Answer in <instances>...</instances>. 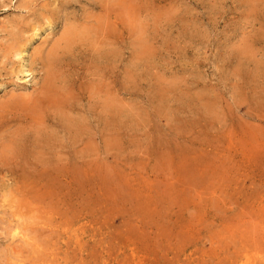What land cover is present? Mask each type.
Segmentation results:
<instances>
[{
	"label": "rangeland",
	"instance_id": "1",
	"mask_svg": "<svg viewBox=\"0 0 264 264\" xmlns=\"http://www.w3.org/2000/svg\"><path fill=\"white\" fill-rule=\"evenodd\" d=\"M0 264H264V0H0Z\"/></svg>",
	"mask_w": 264,
	"mask_h": 264
},
{
	"label": "bare ground",
	"instance_id": "2",
	"mask_svg": "<svg viewBox=\"0 0 264 264\" xmlns=\"http://www.w3.org/2000/svg\"><path fill=\"white\" fill-rule=\"evenodd\" d=\"M119 2H123V3H127L128 2V0H118ZM110 2V1H109ZM129 2H131V0H129ZM133 2H134V0H133ZM114 5V4H113ZM117 5V4H116ZM118 6V5H117ZM114 8H117V7H114ZM122 8V7H121ZM118 9V8H117ZM123 9V8H122ZM129 9H131V7H129ZM135 9V8H134ZM124 10V9H123ZM131 11V10H130ZM126 12V11H125ZM132 13V12H131ZM133 14V13H132ZM104 17V16H103ZM106 18V17H105ZM99 19V18H98ZM88 20H89V18H88ZM132 20V19H131ZM100 21V20H99ZM98 21V22H99ZM105 21V20H104ZM102 22V21H101ZM84 23V22H83ZM82 23V24H83ZM86 23V22H85ZM103 23V22H102ZM81 24V25H82ZM104 24V23H103ZM103 24H100L99 23V25L98 26H96V33H98V31L100 30L101 32H102V28H104V27H102V25ZM77 25V24H76ZM76 25L74 26V25H72V26H69L66 30H65V32H64V36H63V38L61 39V40H65V42H66V47H65V50H66V48L69 50V49H71V47H72V45L74 44V42L76 41V40H85L86 38L88 39L89 38V36L91 35V30H92V28L93 27H91V29L89 28V27H84L83 29H78L77 27H76ZM83 26H85V25H83ZM88 26V25H87ZM101 28V29H100ZM106 28V27H105ZM35 31H37V30H35L34 29V32ZM93 31H95V30H93ZM99 31V32H100ZM37 32H35L34 33V37L35 36H37ZM114 36V35H113ZM17 39V40H16ZM16 41L15 42H17V45H18V49H17V56H20L21 57V55L24 53V45L22 44L23 42H24V40L22 39V37L19 35V34H16ZM34 39V38H33ZM89 40V39H88ZM92 40V39H91ZM95 43V42H94ZM61 44V43H60ZM93 45V44H92ZM59 47V46H58ZM58 47H51L52 49H50L49 51H48V54H57L58 52ZM67 50V51H68ZM40 52V51H39ZM249 53V52H248ZM56 56V55H55ZM36 57V56H35ZM50 57V56H49ZM53 57H51L50 58V60L52 59ZM56 58V57H55ZM260 61V60H259ZM263 61V60H262ZM50 63H51V61H50ZM261 63V62H260ZM259 63V64H260ZM52 67H54V66H52ZM22 72L23 71H25V69L23 68L22 70H21ZM49 71V70H48ZM50 73V72H49ZM48 73V74H49ZM53 74V73H52ZM50 77H51V74L49 75V77H47L48 79H50ZM54 79H55V77H54ZM52 80V79H51ZM48 82V81H47ZM46 82V83H47ZM53 84H54V81H53ZM49 96V95H48ZM16 97V96H15ZM19 98V97H18ZM21 99V98H20ZM24 100V99H23ZM19 101V100H18ZM20 102H21V100H20ZM23 102V101H22ZM18 103V102H17ZM18 105H20V104H18ZM30 109V108H29ZM38 114V113H37ZM72 121V120H71ZM68 125H69V123H68ZM78 126V125H77ZM68 130V129H67ZM47 136V135H46ZM46 140V139H45ZM43 155V154H42ZM28 164V163H27ZM35 201V200H34ZM36 211V210H35ZM44 220V219H43ZM74 253V252H73ZM129 259V258H128Z\"/></svg>",
	"mask_w": 264,
	"mask_h": 264
}]
</instances>
